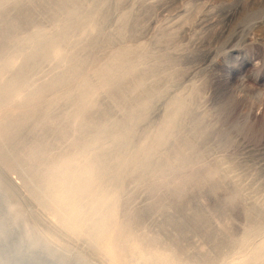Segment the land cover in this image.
<instances>
[{
	"label": "rangeland",
	"instance_id": "rangeland-1",
	"mask_svg": "<svg viewBox=\"0 0 264 264\" xmlns=\"http://www.w3.org/2000/svg\"><path fill=\"white\" fill-rule=\"evenodd\" d=\"M21 1L27 5L36 3L29 10L38 23L22 30L21 39L38 30L56 34L67 24L55 4L60 0ZM69 1L81 4L84 9L94 6L92 20H101L104 35H113L116 42L104 48L91 45L84 49L82 46L98 34L97 30L85 26L68 47H64V53L70 48H78V58L88 60L90 66L86 73H90L93 66L107 62L119 46H129L136 50L135 59L139 60L141 72H146L143 75L147 86L154 89L145 118L134 126L135 146H143L146 140L153 143L170 105L184 99L193 109L191 114L183 116L182 126L178 128L182 135L177 142L188 153L187 161L190 160L186 162L189 165L183 174L191 177L198 172L201 175L207 169L218 171L215 178L200 183L189 181L179 196L161 185L158 174L152 173L145 180L128 179L123 197L125 208L135 222L134 230L147 243H158L163 252L176 250L183 259L191 260V264H198L207 256H214L209 264H236L249 257L264 240V112L257 109L263 98L257 91L236 93L233 82L238 79L229 81V76L233 69L238 76L244 75L251 67L250 60L264 62V30L250 43L248 27L241 26L256 19L257 13L244 18L247 13L259 12L262 0ZM3 2L0 10L4 8L8 15H15L17 9L13 1ZM53 15L57 17L52 18ZM18 48L29 52L32 46L21 41ZM225 50L232 53L214 67L212 60ZM237 51L241 53L240 57ZM22 60V57L14 60V69L22 64ZM69 66L70 62L64 57L42 60L29 73L23 89L9 97L6 109L16 112L25 98L66 72ZM256 74V70L249 73L247 82L263 88L264 81L256 80ZM9 76L10 73L1 78ZM215 87L218 88L216 93ZM68 89L70 87L46 91L39 105L46 107L55 97L64 96ZM196 98L202 105L206 103L207 108L191 102ZM100 99L102 105L112 108L108 122L113 124L127 118L126 107L113 104L106 93ZM66 103L52 104L58 119L50 125V132L44 134L52 144L53 155L67 151L78 135L77 141L89 140V133L80 135L79 131L71 129L67 117L72 114L74 104ZM95 114L97 118L98 114ZM65 121L71 132L62 136L60 130L67 125ZM32 122V127L37 125L35 119ZM39 128L22 133L19 142L24 160L16 167L10 168L0 159V264L7 260L8 264H117L94 247L91 239L76 236L62 227L56 213L34 198V185L27 177L32 162L26 153L32 148L33 141L43 137ZM167 148L164 155L173 160L175 153L173 155V150ZM171 178L173 175L168 176ZM254 224L260 230L245 236L246 230ZM33 243L39 246L33 247ZM220 243L221 246H217Z\"/></svg>",
	"mask_w": 264,
	"mask_h": 264
},
{
	"label": "bare ground",
	"instance_id": "bare-ground-1",
	"mask_svg": "<svg viewBox=\"0 0 264 264\" xmlns=\"http://www.w3.org/2000/svg\"><path fill=\"white\" fill-rule=\"evenodd\" d=\"M3 1L0 0V6L4 3ZM12 1L17 9L15 15H8L4 8L0 10V78L10 73L9 77L0 80V159L6 166L16 167L22 162V159L24 160L19 142L22 139V133L28 129L31 130L30 128L40 127L43 137L33 141L32 148L26 153L28 160L30 163L32 162L28 170L26 169L27 177H29L30 184L34 185L32 192L34 198L56 213L62 227L76 236H85L91 239L93 246L103 251L113 263L191 264V260L188 259V262L183 259L176 250L163 252L158 243L149 244L138 235L134 230L135 222L125 208L123 197L125 187H127L126 182L131 177L145 180L152 173L158 174L162 179L161 185H165L172 194L179 196L185 188L184 185L189 181L194 180V182L200 183L204 179L215 178L218 175L215 168L207 169L201 175L199 172L198 174L191 173V177L183 174L184 169L189 165L186 162L190 160L187 161L188 153L177 142L182 135H179L178 128L182 123L183 116L192 112L193 108L190 103L184 99L175 100L168 108L163 126L154 142L149 143L146 140L143 146L136 147L134 126L139 120L145 118L146 110L154 95V89L147 86L146 77H144L146 72H141L139 60L135 59L136 50L129 46L120 47L119 44L107 62L99 67L94 68L93 66V70L86 73V69L90 65H88L87 59L78 58V48H70L71 50L64 53V47L66 45L68 47V43L76 33L85 26L97 30L98 36L96 35L93 41L82 46L84 49L91 45L104 48L116 42L113 35H104L101 20H92L91 16L96 10H94V6L84 9L81 4L69 0L57 1L55 4L58 7V12L67 20L64 29L56 34L38 30L23 40L20 37L22 30L30 25L38 24L29 10L36 3L30 2L27 5L21 0ZM103 8L101 7V9ZM255 13H257L256 19L251 24L246 22V25H241L244 28L248 27L247 39L250 43L256 38L258 32L261 33L264 30V0L261 1L259 12L255 10L247 13L244 19ZM56 17L57 15L52 16V18ZM123 28H125V24H123ZM21 41L32 46L29 52L18 48ZM229 51L225 50L224 53L212 60L214 67L227 59V56L232 53ZM237 53L240 57L241 53L239 51ZM19 57L23 59L22 64L14 69V60ZM58 57H64L70 62L67 71L47 85L32 91L33 93L22 103L17 99L21 105L19 104L18 109L15 108L16 112L6 109L9 97L17 90L23 89L29 73L36 69L42 60ZM93 62L96 63V60L93 59ZM229 62L232 64V61L229 60ZM237 64L238 62L234 66ZM249 65L251 67L244 75L238 76L233 69L229 81L238 79L233 82L234 90L238 94L245 93L246 90H249L248 92L257 91L263 98L257 109L264 112V86L260 88L247 82V75L253 70L257 71L256 80L264 81V62L259 59L250 60ZM61 87H70V89L65 91L64 96L55 97L46 107L42 108L39 105L46 91H56ZM214 90L216 93L218 88L215 87ZM104 93L111 98L113 104L127 108L125 120H119L113 124L108 122L112 108L105 103L102 105L100 97ZM55 102L73 103L74 110L67 117L70 127L72 124L71 129L79 131L80 135L85 133L90 135V138L85 135L89 140L85 137L83 140H86L82 142L77 141L79 135L78 138L76 135V140L71 141L74 142L71 143L70 148H66L67 151L60 155H56V153L53 155L52 144L44 136L48 131L50 132V125H53L58 119L52 111V104ZM191 102H198L200 107L207 108V104L202 105L198 98ZM94 114H98V117L95 118ZM198 118L200 119V116ZM34 119L38 126L32 127ZM60 131H62L60 134L62 136L69 135L68 133L71 132L69 123ZM28 146L30 145L28 144ZM167 146V149L174 151H172L173 155L175 153L173 160L169 159L171 156L166 158L167 154L164 155ZM176 163H179L178 167L175 166ZM169 175H173V178L168 179ZM259 230L260 227L256 224L251 225L246 230L245 236ZM227 245H229L228 242ZM32 246L38 247L39 245L33 243ZM217 246H221V243ZM210 258L207 256L198 264H209L212 259ZM8 263L9 260L5 262V264ZM236 264H264V240L249 257Z\"/></svg>",
	"mask_w": 264,
	"mask_h": 264
}]
</instances>
